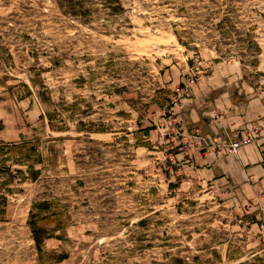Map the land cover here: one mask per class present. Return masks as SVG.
I'll list each match as a JSON object with an SVG mask.
<instances>
[{"label":"rangeland","instance_id":"rangeland-1","mask_svg":"<svg viewBox=\"0 0 264 264\" xmlns=\"http://www.w3.org/2000/svg\"><path fill=\"white\" fill-rule=\"evenodd\" d=\"M248 98L264 0H0V264H264V190L182 163Z\"/></svg>","mask_w":264,"mask_h":264},{"label":"crops","instance_id":"crops-1","mask_svg":"<svg viewBox=\"0 0 264 264\" xmlns=\"http://www.w3.org/2000/svg\"><path fill=\"white\" fill-rule=\"evenodd\" d=\"M220 95L219 97H221ZM220 99V98H217ZM214 106L217 104L212 102ZM232 109H224L222 123L213 119L209 112L202 111V120L207 125L209 137L215 138L219 143L226 139V135L244 128L247 124L260 122L263 127L259 140L245 146L241 153L234 157L216 155L215 148L206 147L197 158L184 157L183 165L195 169L201 179L237 186L239 191L248 195H263L264 190V101L263 99L248 98L246 102H235ZM206 107L211 106L208 104ZM224 107V105H223ZM205 109V108H204ZM192 111L191 109H189ZM234 117L236 120H234ZM241 126V127H240ZM195 151V150H194ZM225 182V183H224Z\"/></svg>","mask_w":264,"mask_h":264},{"label":"trees","instance_id":"trees-1","mask_svg":"<svg viewBox=\"0 0 264 264\" xmlns=\"http://www.w3.org/2000/svg\"><path fill=\"white\" fill-rule=\"evenodd\" d=\"M28 150H33V148L29 147ZM28 168H29V173L31 174L30 178L33 180H37L40 176V171L34 169L33 166H28ZM42 204L45 206L49 205L48 201H44V203ZM52 214L54 215L55 213H52ZM32 221L33 222H31V224L33 225L32 226L33 236H34L39 252L42 253L44 242L49 237L50 233L46 228L39 226L37 223L34 222V220Z\"/></svg>","mask_w":264,"mask_h":264},{"label":"built area","instance_id":"built-area-1","mask_svg":"<svg viewBox=\"0 0 264 264\" xmlns=\"http://www.w3.org/2000/svg\"><path fill=\"white\" fill-rule=\"evenodd\" d=\"M255 131L256 130L254 129V132ZM252 133L246 134L243 138H241L239 140H234V139L228 140V137H226L225 140L223 139L217 145V149H222L223 152H228L230 154L238 153L243 146L248 145L250 143H253L255 141L254 136L252 135Z\"/></svg>","mask_w":264,"mask_h":264}]
</instances>
